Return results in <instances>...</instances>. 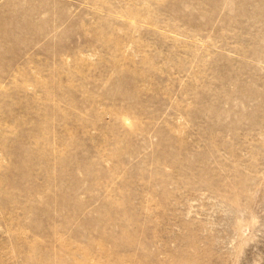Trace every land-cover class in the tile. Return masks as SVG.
I'll list each match as a JSON object with an SVG mask.
<instances>
[{
	"label": "rangeland",
	"instance_id": "374dc122",
	"mask_svg": "<svg viewBox=\"0 0 264 264\" xmlns=\"http://www.w3.org/2000/svg\"><path fill=\"white\" fill-rule=\"evenodd\" d=\"M0 264H264V0H0Z\"/></svg>",
	"mask_w": 264,
	"mask_h": 264
}]
</instances>
